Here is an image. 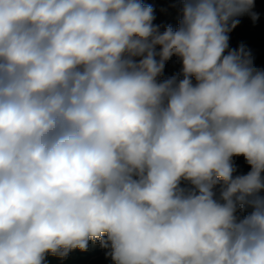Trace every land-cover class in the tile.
<instances>
[{
	"label": "clouds",
	"instance_id": "clouds-1",
	"mask_svg": "<svg viewBox=\"0 0 264 264\" xmlns=\"http://www.w3.org/2000/svg\"><path fill=\"white\" fill-rule=\"evenodd\" d=\"M254 7L161 32L141 0H0V264H264V70L229 48Z\"/></svg>",
	"mask_w": 264,
	"mask_h": 264
},
{
	"label": "trees",
	"instance_id": "trees-1",
	"mask_svg": "<svg viewBox=\"0 0 264 264\" xmlns=\"http://www.w3.org/2000/svg\"><path fill=\"white\" fill-rule=\"evenodd\" d=\"M145 5H151L154 9V25L159 24L167 15L168 2L166 0H141ZM259 14V19L253 24L250 16L239 17L240 23L229 33V48L236 49L243 43L247 49L251 50L254 57V66L264 70V0H255L253 9ZM159 50V48L157 49ZM174 76L172 72L164 69L163 75L159 78H169ZM237 167L235 175L246 174L250 167L243 157H234ZM107 249H103L98 243H89L87 251L73 250L66 259L49 255L46 264H113L111 257L106 255Z\"/></svg>",
	"mask_w": 264,
	"mask_h": 264
},
{
	"label": "rangeland",
	"instance_id": "rangeland-1",
	"mask_svg": "<svg viewBox=\"0 0 264 264\" xmlns=\"http://www.w3.org/2000/svg\"><path fill=\"white\" fill-rule=\"evenodd\" d=\"M166 1H169L167 6V15L159 24H157L160 27L161 32H163L169 25L172 26V28L175 30L179 25V20L181 19V8L183 0ZM181 67L182 65L179 58L173 57L171 60L166 62L165 70L167 72H172L173 75H178L181 71Z\"/></svg>",
	"mask_w": 264,
	"mask_h": 264
}]
</instances>
